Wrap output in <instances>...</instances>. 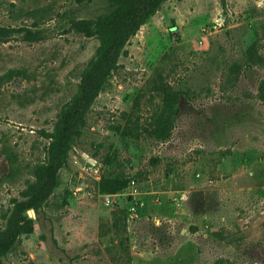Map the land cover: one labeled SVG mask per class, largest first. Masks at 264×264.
<instances>
[{
    "label": "rangeland",
    "instance_id": "rangeland-1",
    "mask_svg": "<svg viewBox=\"0 0 264 264\" xmlns=\"http://www.w3.org/2000/svg\"><path fill=\"white\" fill-rule=\"evenodd\" d=\"M158 1L0 0V264H264V0Z\"/></svg>",
    "mask_w": 264,
    "mask_h": 264
},
{
    "label": "trees",
    "instance_id": "trees-1",
    "mask_svg": "<svg viewBox=\"0 0 264 264\" xmlns=\"http://www.w3.org/2000/svg\"><path fill=\"white\" fill-rule=\"evenodd\" d=\"M125 0H121V2H124ZM152 3H146L142 7H132L128 11H125L121 13L118 19H116L117 24H123L124 27L122 29V32L117 34L115 38L111 41V43L104 48L101 58L99 62L96 64L97 69L102 67L103 64L109 60V58L113 56L119 55L121 52L125 42L135 34V32L140 28V26L143 23V18L145 14H147L148 11H156L159 6L158 0H150ZM87 98L86 93H83L80 98L79 102H77L76 110L72 111L71 115L65 120L64 128L61 131L60 135V151H63V142L66 140L67 133L72 132L73 129H75L73 118L78 116L80 114V105L82 102ZM63 160L57 159L55 161H52L49 166L46 169L45 177L47 181H52L57 170L62 166ZM130 184V180L127 181L123 178H114L110 176H103L99 183V190L103 194L107 195H115L122 191H124L127 188V185ZM23 205L18 206V210L22 212L23 210H26L29 208V206L22 207ZM15 234H11L8 236V238L4 239L3 241H0V254L3 252H6L12 243L15 240Z\"/></svg>",
    "mask_w": 264,
    "mask_h": 264
},
{
    "label": "built area",
    "instance_id": "built-area-1",
    "mask_svg": "<svg viewBox=\"0 0 264 264\" xmlns=\"http://www.w3.org/2000/svg\"><path fill=\"white\" fill-rule=\"evenodd\" d=\"M130 183H131V185H135L136 184L135 180H130Z\"/></svg>",
    "mask_w": 264,
    "mask_h": 264
}]
</instances>
